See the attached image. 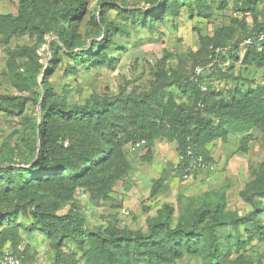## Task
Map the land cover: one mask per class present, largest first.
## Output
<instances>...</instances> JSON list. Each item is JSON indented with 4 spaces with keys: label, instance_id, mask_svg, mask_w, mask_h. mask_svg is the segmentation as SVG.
I'll use <instances>...</instances> for the list:
<instances>
[{
    "label": "trees",
    "instance_id": "1",
    "mask_svg": "<svg viewBox=\"0 0 264 264\" xmlns=\"http://www.w3.org/2000/svg\"><path fill=\"white\" fill-rule=\"evenodd\" d=\"M46 1L54 3L56 0ZM234 1L241 9L253 12L254 27L245 29V24L241 23L243 32L232 43L230 38L226 39L228 35L223 29L214 37L200 34L199 48L186 54L193 70L210 62L227 63L225 69L215 66L210 72L199 75L193 71V80L178 66L173 69L175 80H158L152 91L141 96L131 93L101 99L93 94L83 104L71 106L51 100L53 88L45 81L47 98L42 100L43 111L33 137L31 162L27 165L0 163V203L14 192L21 194L12 210L0 213V223L8 219L7 226L0 232V256L10 242L25 264H32L19 248L20 225L15 220L19 214H27L32 218L30 230H41L53 239L52 264H77L75 254L64 249L67 242L73 241L83 251V256L94 264H139L140 261L165 264L184 254L199 255L206 264H254L243 254L231 258V249L220 236L219 229L232 226V238L238 249L255 239L264 241L261 220L264 172L242 192L244 199L253 206V211L246 215L224 211L223 191H220L222 195L214 192L221 195L215 206L193 209L188 217L182 215L177 223L173 217L174 206L165 204L150 221L147 232L121 233L113 223L105 230L102 226L89 228L84 213L76 204L60 213L63 203L72 200L79 188L88 191L92 203L119 206L113 202L111 192L131 170L126 153L129 143L145 139L143 159L147 161L152 159V146L158 140L176 141L179 155H186L190 148L213 159L208 145L215 139H226L232 131L257 129L264 132V39H259L260 34H264V16L260 14L261 18L258 12L260 0ZM217 2L219 10L229 4V0ZM64 3L66 6L62 10L55 11L57 23L53 33L60 45L57 43L53 47L54 55L64 47L76 64L82 63L87 69L99 65L114 68L116 57L110 53L116 49L112 48L114 35L117 31L124 32L126 26L102 20L101 38L92 43L89 51L74 52V32L87 11V0H66ZM212 3L213 0H151L149 9L132 10L130 16L124 15L133 25L141 24L151 29L157 21L179 16L183 8L189 16L210 17ZM37 5L38 0L20 1V13L28 23L35 19ZM20 19H13V32L23 34L29 27ZM247 37H252L253 41L241 55L240 43ZM227 47L230 49L224 51ZM22 49L30 51L27 47ZM237 61L241 65L235 74ZM75 67L71 66L72 71ZM209 76L225 80H204ZM220 83L226 85L222 87ZM170 85L176 90H166ZM34 97L40 101L43 95L35 91ZM20 106L23 108L24 103ZM0 110L11 111V108L0 100ZM251 140L252 136L245 138L242 151H249ZM173 172L182 178L183 163L174 166ZM169 177V171L160 176L156 195L164 190ZM261 261L264 264V258Z\"/></svg>",
    "mask_w": 264,
    "mask_h": 264
},
{
    "label": "rangeland",
    "instance_id": "2",
    "mask_svg": "<svg viewBox=\"0 0 264 264\" xmlns=\"http://www.w3.org/2000/svg\"><path fill=\"white\" fill-rule=\"evenodd\" d=\"M20 1L0 0V100L11 108V111L0 110V163L5 165H27L31 162L33 137L43 111L42 100L47 98L44 87L46 80L53 88L54 96L50 99H57L70 106L83 104L93 94L101 99L127 96L131 93L141 96L152 91L158 80H175L173 69L178 66L188 77L195 80L194 67L187 60L186 54L199 48L200 34L214 37L217 31L223 29L228 35L226 39L230 38L232 43L243 32L241 23L245 24V29L255 25L253 12L241 9L234 0H229L228 6L223 10L217 9L218 0H213L210 17L197 14L189 16L183 8L179 16H168L162 21H157L151 29L141 24L133 25L124 15L130 16L129 12L132 10L149 9L151 0H115L112 3L104 2L105 0H87V11L78 30L74 32V52H80L82 49L89 51L92 43L101 38L99 32L102 20L113 25L126 26L124 32L117 31L114 35L112 48L116 49L110 50V53L116 57L115 67L99 65L87 69L82 63L76 64L72 54L64 47L63 50H58L57 55L53 53V47L58 43L53 33L57 23L55 11L62 10L66 6V0H56L54 3L38 0L34 10L35 19L31 23L22 17ZM257 6L259 15L264 16V0H260ZM17 18H21L19 21L28 25L29 31L23 34L13 32L12 22ZM24 47L30 51L24 52ZM240 65L239 61L235 63V74H238ZM71 66H76V70L72 71ZM215 66L225 69L228 65L219 62L213 65ZM204 80L225 79L209 76ZM225 85L220 83L222 87ZM166 90L174 91L176 88L170 85ZM35 91L43 95L40 101L35 99ZM22 102L23 108L20 106ZM131 145L132 143L126 145L131 170L115 184L111 192L112 200L118 207L108 203H92L88 191L79 188L72 200L63 203L60 213L67 212L72 204H76L84 213L89 228L102 226L105 230L113 223L121 233H132L147 232L150 221L158 216L159 210L165 204L174 206L173 217L177 223L182 215L188 217L193 209L215 206L223 192L225 212L246 215L253 211V206L244 199L242 192L264 172V134L253 144L246 156L247 163L241 167V183L228 191L219 190L221 195H218V192H207L202 196L179 198L184 192V187L180 186L185 179L176 175V183L159 191L156 196L155 187L161 176L159 163L163 153L160 149L157 160L153 155L152 161H147L143 159L146 148L133 151L130 149ZM198 193L200 192L195 191L194 195ZM19 198L20 193H12L7 200L0 203V213L12 210ZM262 204L264 206V199ZM15 220L20 225L19 248L26 255L27 261L31 260L32 264H52L53 239L41 230H30V215L19 214ZM261 220L264 223V214ZM7 222L8 219L3 224L0 223V232L5 229ZM242 231L244 232L243 228ZM233 233L231 225L219 229L220 236L231 249L230 257L236 258L243 254L252 259L254 264H261L264 258V241L258 242L255 239L238 249L232 238ZM6 246L12 247L10 242ZM64 249L75 254L77 264H94L83 256V251L74 241L67 242ZM139 264L152 263L140 261ZM165 264L206 263L199 255L184 254L181 258Z\"/></svg>",
    "mask_w": 264,
    "mask_h": 264
},
{
    "label": "crops",
    "instance_id": "3",
    "mask_svg": "<svg viewBox=\"0 0 264 264\" xmlns=\"http://www.w3.org/2000/svg\"><path fill=\"white\" fill-rule=\"evenodd\" d=\"M263 134L264 132L260 133L257 129H251L250 131H232L226 139H215L211 142L208 145V149L216 164L215 172L198 171L194 173L192 177L185 180V182L183 181L186 184L181 183L182 186L180 187H184V192L179 195V198H182V196H202L203 193L207 192L214 194L216 190L228 191V189L240 184L242 181L240 175L242 172L241 167L247 163L245 161L247 159L246 156H248L253 144L258 142ZM247 136H252V140L248 144L249 151L244 152L241 148L244 146V140ZM160 146L161 148H159ZM177 147L178 144L176 141L169 142L165 140H158L152 146L155 160H157L156 156L159 154L160 149L163 153L162 157H160L161 162L159 163L161 175L164 171H169L170 173V177L164 184V190L169 185L175 184L178 178L173 172V167L176 166L179 159ZM239 165L241 166L239 167ZM195 191L200 193L194 195Z\"/></svg>",
    "mask_w": 264,
    "mask_h": 264
},
{
    "label": "built area",
    "instance_id": "4",
    "mask_svg": "<svg viewBox=\"0 0 264 264\" xmlns=\"http://www.w3.org/2000/svg\"><path fill=\"white\" fill-rule=\"evenodd\" d=\"M259 39H264V34H260ZM253 41L252 37L245 38L240 43V52L243 55L246 46L251 44ZM230 47L224 48V51L229 50ZM214 62H210L208 64L198 65L195 67V75H199L205 72H210L213 69ZM203 89H205L203 87ZM147 145V141L145 139L138 140L131 145V150H138L141 148H145ZM183 163L184 173L182 178L187 180L194 175V173L198 171H206L209 173H213L216 170V164L213 159H207L202 154L195 153L192 149H188L186 155H179L178 163ZM0 264H25L24 258L20 256L18 253L14 251L11 246H6L3 249V252L0 256Z\"/></svg>",
    "mask_w": 264,
    "mask_h": 264
}]
</instances>
